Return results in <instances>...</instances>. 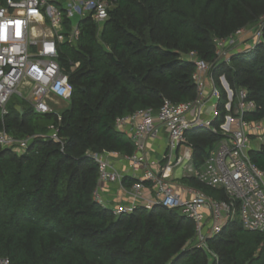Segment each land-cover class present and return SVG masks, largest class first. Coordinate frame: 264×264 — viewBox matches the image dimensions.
Here are the masks:
<instances>
[{
  "label": "trees",
  "instance_id": "trees-1",
  "mask_svg": "<svg viewBox=\"0 0 264 264\" xmlns=\"http://www.w3.org/2000/svg\"><path fill=\"white\" fill-rule=\"evenodd\" d=\"M113 1L106 21L99 25L86 16L78 39L58 44L70 105L59 114H39L21 100L22 113L8 103L0 114V129L16 139L33 136L24 151L0 146V256L9 264H207L208 255L194 245L192 221L180 211L136 206L114 215L97 202L92 153L133 152L115 128L117 118L157 111L164 99L194 101L197 59L216 79L224 75L235 93L247 91L257 104L247 121L264 119V25L260 42L232 48L229 58L217 53L218 41L263 22L264 0ZM63 22L69 30L72 18L65 13ZM220 92L218 119L227 101ZM187 137L199 165L222 135L197 129ZM249 156L264 170V144ZM179 180L227 199L194 176ZM133 182L122 179L127 187ZM207 245L218 255L215 264H264V232L245 230L236 219Z\"/></svg>",
  "mask_w": 264,
  "mask_h": 264
},
{
  "label": "built area",
  "instance_id": "built-area-1",
  "mask_svg": "<svg viewBox=\"0 0 264 264\" xmlns=\"http://www.w3.org/2000/svg\"><path fill=\"white\" fill-rule=\"evenodd\" d=\"M113 5V0H0V114L7 113L14 94L39 114L50 112V101L68 98L71 85L58 62V44L76 41L79 21L86 16L102 24ZM65 13L72 18L69 30L64 28ZM263 25L264 20L255 28L254 42H260ZM234 35L218 41L219 57L225 44L227 53L237 48ZM195 65L194 101L173 103L164 99L157 111L141 109L115 120L116 130L125 134L134 149L129 155L111 151L92 153L99 171L94 198L109 207L101 189L117 182L129 195L130 204L111 207L114 215L131 213L136 206L180 211L194 225V245L208 255L207 264H215L218 255L207 245V239L221 232L229 221L236 219L245 230L264 232V170L249 156L251 150L264 144V125L261 120H246L245 115L254 112L257 104L248 99L245 89L238 91L237 102L233 104V92L225 76L216 79L209 74V65L203 60H195ZM217 81L228 96L224 104L226 113L220 119L221 92ZM209 103L212 114L205 118L204 109ZM197 129L222 135L199 165L187 139V132ZM163 130L168 140L160 153L161 164L151 156L148 143L159 138ZM52 136L56 138L55 133ZM32 139L33 136L16 139L0 129V146L4 148L24 151ZM255 139L259 140L258 148ZM116 159L127 163V172L116 166ZM177 168L182 170V176H194L212 188L223 190L227 199H216L179 182L173 172ZM125 176L134 179L128 187L122 183ZM0 264H9L8 258L0 256Z\"/></svg>",
  "mask_w": 264,
  "mask_h": 264
},
{
  "label": "rangeland",
  "instance_id": "rangeland-1",
  "mask_svg": "<svg viewBox=\"0 0 264 264\" xmlns=\"http://www.w3.org/2000/svg\"><path fill=\"white\" fill-rule=\"evenodd\" d=\"M60 30L62 31L61 28H60ZM254 30H255L254 27H248L246 30H241L242 32H237L233 38L234 41H236L235 45H237V47H241L244 45V43H246V41H247V43H252V42L254 43V39L252 38V36L254 34ZM245 35H246V37H244ZM245 39H247V40H245ZM230 42L228 41V43H230ZM225 45H224V48H225ZM223 49L221 50V53H223L222 55L225 56L226 58H229L228 53H227V51L229 49L228 48H225L224 50ZM225 82H227L226 78H225ZM220 89L221 88H219V90ZM232 92H233L232 98H235V100H234V104H235L237 102L236 95L238 92L235 93L233 90H232ZM227 97L228 96L226 95V99H227ZM20 101H21V99L14 94V95H12L9 103L10 104H20L21 103ZM69 105H70V96L66 99L52 100L49 102L50 112H55V113L59 114L61 112V110L67 108ZM211 105L212 104L209 103V105L206 106V108L204 109L203 117L208 118L212 114ZM261 122L264 125V119H262ZM258 141L259 140H257V139L254 140V145L256 147L259 144ZM17 152H19V151H17ZM181 171L182 170L180 168L173 169V172L176 175L180 174ZM101 196L103 197L104 201L106 202V205L109 206L110 208L111 207L113 208L116 205H128V204H130L129 195L126 193V191L121 189L119 183H117V182H113L111 184H107V185L103 186L101 189Z\"/></svg>",
  "mask_w": 264,
  "mask_h": 264
},
{
  "label": "crops",
  "instance_id": "crops-1",
  "mask_svg": "<svg viewBox=\"0 0 264 264\" xmlns=\"http://www.w3.org/2000/svg\"><path fill=\"white\" fill-rule=\"evenodd\" d=\"M16 105H19V104H16ZM21 109H22V107H21ZM187 139H188V137H187ZM167 140H168L167 133L165 130H163V132L161 133L159 138L148 143V148H149V152H150L151 156H153L155 159L159 160L161 162V164H162V156L160 153L162 152L163 148L166 146ZM188 143H189V141H188ZM114 163L116 164V166L118 168L122 169L123 171H126V172L128 171L127 170V163H125L124 161L116 159L114 161ZM174 177L176 179H178L179 182L183 183L181 180H179L182 177L181 173L178 175L174 174Z\"/></svg>",
  "mask_w": 264,
  "mask_h": 264
},
{
  "label": "water",
  "instance_id": "water-1",
  "mask_svg": "<svg viewBox=\"0 0 264 264\" xmlns=\"http://www.w3.org/2000/svg\"><path fill=\"white\" fill-rule=\"evenodd\" d=\"M223 55L220 56V58L222 57ZM16 110L19 112V113H22V109H21V106L20 105H16L15 106Z\"/></svg>",
  "mask_w": 264,
  "mask_h": 264
}]
</instances>
